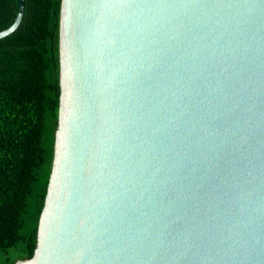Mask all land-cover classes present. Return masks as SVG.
I'll list each match as a JSON object with an SVG mask.
<instances>
[{"label": "water", "instance_id": "water-1", "mask_svg": "<svg viewBox=\"0 0 264 264\" xmlns=\"http://www.w3.org/2000/svg\"><path fill=\"white\" fill-rule=\"evenodd\" d=\"M57 52L35 246L12 264H264V0H60Z\"/></svg>", "mask_w": 264, "mask_h": 264}, {"label": "trees", "instance_id": "trees-1", "mask_svg": "<svg viewBox=\"0 0 264 264\" xmlns=\"http://www.w3.org/2000/svg\"><path fill=\"white\" fill-rule=\"evenodd\" d=\"M60 0H23L17 27L0 38V254L29 258L52 158L58 108ZM15 0H0V31ZM15 259L4 256L0 264Z\"/></svg>", "mask_w": 264, "mask_h": 264}, {"label": "rangeland", "instance_id": "rangeland-1", "mask_svg": "<svg viewBox=\"0 0 264 264\" xmlns=\"http://www.w3.org/2000/svg\"><path fill=\"white\" fill-rule=\"evenodd\" d=\"M20 252L13 249H9L8 253L0 254V261L3 260L4 256L8 255L10 258L17 260Z\"/></svg>", "mask_w": 264, "mask_h": 264}]
</instances>
